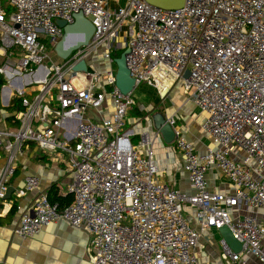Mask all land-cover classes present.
I'll list each match as a JSON object with an SVG mask.
<instances>
[{
    "label": "built area",
    "instance_id": "2783aa9c",
    "mask_svg": "<svg viewBox=\"0 0 264 264\" xmlns=\"http://www.w3.org/2000/svg\"><path fill=\"white\" fill-rule=\"evenodd\" d=\"M6 1L10 12L0 3L1 208L38 186V178L27 175L5 198L17 158L31 146L60 160L71 175L66 206L41 192L13 232L32 236L64 220L88 233L92 264H199V231L227 226L241 249L233 252L221 240L223 263L245 264L252 256L264 264V0H184L173 9L146 0ZM78 12L94 27L88 45L51 60L41 39L54 47L63 35L56 20L72 23ZM120 37L134 88L147 84L163 98L181 80L187 98L205 114L201 128L213 146L202 153L174 117L166 119L193 194L157 178L147 132L131 142L126 116L135 99L133 91L115 86L111 56ZM99 48L111 66L104 73L90 61ZM81 59L87 70L74 71ZM163 83L168 86L161 95ZM106 96L108 116H83L101 108ZM213 167L232 192L208 188ZM185 207L194 211L195 225Z\"/></svg>",
    "mask_w": 264,
    "mask_h": 264
},
{
    "label": "crops",
    "instance_id": "0c3cea01",
    "mask_svg": "<svg viewBox=\"0 0 264 264\" xmlns=\"http://www.w3.org/2000/svg\"><path fill=\"white\" fill-rule=\"evenodd\" d=\"M116 4L115 1H112L110 6L115 7ZM100 49L102 51V48ZM96 59L97 57L93 55L90 57L92 63H96ZM101 60H103L102 53ZM109 68H111L110 65ZM144 85L155 90V92L157 90L147 84ZM165 85L168 86L167 83H163L159 87L160 91ZM137 95L133 94L134 99L137 98ZM138 96L144 95L139 94ZM165 99L168 105L177 104L172 113L179 114L180 111L188 113L185 107L194 106L202 117L201 127L205 114L187 98L181 80L170 86L165 94ZM134 109L137 110L135 107L131 108V114L128 111L126 116V127L130 128L133 133L131 136L132 144L135 145L138 142L141 132H147L151 138L153 157L157 166V178L183 193L193 194L195 189L190 184L187 173L183 169V158L174 142H165L154 129L153 113L151 116L147 114V117H143L140 112V115H136ZM111 111L112 102L109 96H106L105 103L101 108L87 109L83 116L98 121L102 117L108 116ZM172 113L164 115L168 118L173 116ZM175 116L177 117L176 114ZM188 123L191 124V122ZM202 132L204 136L192 134L189 137L182 129L183 135L194 144L198 153L204 152L208 146H213L206 133L203 130ZM204 138H207V140ZM27 175H35L38 178V186L35 190L27 192L14 202L16 205L14 213L9 214L12 205L4 210L0 204V264H92L87 249L89 235L82 227H74L64 220H56L45 225L37 234L32 236L21 237L13 232L20 213L27 208L39 193L45 192L48 195L56 192L62 197L69 194L68 185L71 175L65 165L60 160L51 159L48 155L37 151L34 146L28 148L16 160L15 173L10 179V187L13 188V191L23 186L24 178ZM206 180L210 190L227 192L234 190V187L216 167L207 171ZM185 210L188 221L195 225L193 220L194 211L189 207H185ZM221 240L222 237L218 229L209 228L199 231L198 243L194 248V254L199 264H224L220 258ZM244 258L245 264H258L252 256H245Z\"/></svg>",
    "mask_w": 264,
    "mask_h": 264
},
{
    "label": "water",
    "instance_id": "95a60500",
    "mask_svg": "<svg viewBox=\"0 0 264 264\" xmlns=\"http://www.w3.org/2000/svg\"><path fill=\"white\" fill-rule=\"evenodd\" d=\"M147 2L167 9H173L180 7L184 0H146ZM74 20L72 23H65V21L58 19L56 23L58 26L62 27L63 35L60 40H58L54 47L53 51L56 56L61 59H65L73 50L78 49L79 47L88 45L91 36L94 31V27L91 24L90 20L87 19L81 12L74 14ZM75 36V39L70 41L68 44H65L66 38L69 36ZM127 48L124 49L118 57L113 58V63L115 65V86L122 93L131 92L134 89V80L129 76V70L125 63V53ZM74 71H86L87 70V61L85 59L79 60L73 67ZM189 75L186 71L183 75L186 78ZM167 91V88H162L160 93L164 95ZM166 117L161 113H154L152 116V122L154 129L161 135L162 139L170 143L173 141V130L170 124L166 121ZM13 188L9 187L6 199H9ZM222 240L225 244L233 251L238 252L241 249V244L233 237L231 231L227 226H222L218 229Z\"/></svg>",
    "mask_w": 264,
    "mask_h": 264
},
{
    "label": "rangeland",
    "instance_id": "374dc122",
    "mask_svg": "<svg viewBox=\"0 0 264 264\" xmlns=\"http://www.w3.org/2000/svg\"><path fill=\"white\" fill-rule=\"evenodd\" d=\"M0 3L3 7L7 8L8 12L11 11V8L6 6V3H7L6 0H0ZM121 38L122 37H120L119 43L116 44V46H115V48L117 50L118 49H124L123 48L124 41ZM41 41L43 44H45L47 51L49 52V56H50L51 60H57V56H56L55 52L53 51V44L49 41V38L46 37L44 39H41ZM116 49H113L112 51H114ZM101 53H102V51L100 48L97 49L95 52H93V56L97 57L96 63H93V64L95 65V68L97 71L104 73L107 69H109V64L104 62L103 60H101ZM49 64H50L49 60L46 59L45 61H43V65H45L46 67H49ZM113 67H115V66H113ZM132 91H133L134 95H136V94L144 95L141 97H139L137 95V98H135L136 104H134V106L132 107V108H134V107L137 108L138 111L141 114H143V117L144 116L147 117V114H150L149 116H151L152 113L154 114L157 112L161 113L162 115L171 114L173 109L177 107V104L168 105V102L166 101L165 96L163 98L158 97L157 90L155 92V90L145 86L144 84L136 86ZM181 93H182V91H181ZM164 105H166V106H164ZM185 109L188 110L187 111L188 113H184L183 111H180V113L178 114V113L174 112V113H172L173 116H171V117L175 118L176 117L175 114L177 115L175 120L177 119L176 122H177L178 127L181 129V131L183 129V131L189 137L192 134H195L197 136L203 135L202 129L200 127V122L202 120V117L199 115L198 111L194 108V106L193 107L187 106V107H185ZM186 110H184V111H186ZM129 113H130V110H129ZM149 118H151V117H149ZM188 122H191V124H189ZM205 140H207V138ZM184 210H185V208H184ZM185 212H186V210H185Z\"/></svg>",
    "mask_w": 264,
    "mask_h": 264
},
{
    "label": "trees",
    "instance_id": "16d2710c",
    "mask_svg": "<svg viewBox=\"0 0 264 264\" xmlns=\"http://www.w3.org/2000/svg\"><path fill=\"white\" fill-rule=\"evenodd\" d=\"M122 51H123V49H118V50L116 49V50L112 51V53H111L112 58L118 57ZM134 113L136 115H140L138 109L137 110L134 109ZM47 196H48V199L51 203L57 202L58 205L61 207L66 206L71 201V194H68V195L62 197V196H59L56 192H52V193L48 194ZM15 209H16V205H15V203H13L10 210H9V214L14 213Z\"/></svg>",
    "mask_w": 264,
    "mask_h": 264
},
{
    "label": "bare ground",
    "instance_id": "6f19581e",
    "mask_svg": "<svg viewBox=\"0 0 264 264\" xmlns=\"http://www.w3.org/2000/svg\"><path fill=\"white\" fill-rule=\"evenodd\" d=\"M75 39V36H72V35H69L67 38H66V42L65 44H68L70 41L74 40ZM73 82L75 83L76 86H79L80 82L73 79Z\"/></svg>",
    "mask_w": 264,
    "mask_h": 264
}]
</instances>
